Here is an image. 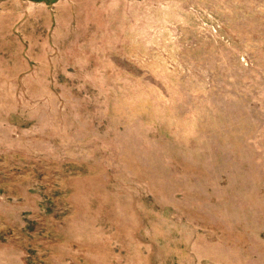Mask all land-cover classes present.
I'll use <instances>...</instances> for the list:
<instances>
[{"label":"rangeland","instance_id":"374dc122","mask_svg":"<svg viewBox=\"0 0 264 264\" xmlns=\"http://www.w3.org/2000/svg\"><path fill=\"white\" fill-rule=\"evenodd\" d=\"M0 264H264V0H0Z\"/></svg>","mask_w":264,"mask_h":264}]
</instances>
